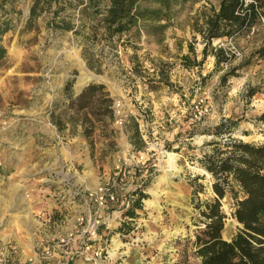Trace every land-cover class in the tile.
<instances>
[{"label":"rangeland","instance_id":"374dc122","mask_svg":"<svg viewBox=\"0 0 264 264\" xmlns=\"http://www.w3.org/2000/svg\"><path fill=\"white\" fill-rule=\"evenodd\" d=\"M219 2H177L167 21L110 36L87 0H0V264H200L195 204L213 194L198 159L213 140L264 145V23L214 40L229 58L216 70L211 56L182 64L189 44L201 60L194 21ZM90 85L103 87L80 110ZM223 119L238 122L230 136L206 133ZM134 125L141 149L128 139ZM109 193L116 201L99 206ZM221 209L230 240L240 228L231 200Z\"/></svg>","mask_w":264,"mask_h":264},{"label":"trees","instance_id":"16d2710c","mask_svg":"<svg viewBox=\"0 0 264 264\" xmlns=\"http://www.w3.org/2000/svg\"><path fill=\"white\" fill-rule=\"evenodd\" d=\"M140 0H87L84 8L91 7L98 20V25L110 36H121L129 33L139 22L159 23L167 21V13L177 2L189 0H144L159 6V9L143 10L139 8ZM89 2V3H88ZM165 14V15H164ZM31 15L36 16L34 8ZM264 19V0H220L218 6L203 7L195 18L194 29L202 41L201 60L196 59L192 45H188V54L181 56L182 64L187 69L199 68L208 56L214 59L215 70L229 58L223 48L212 47L214 40L222 38L237 39L249 37L252 30L258 28ZM166 25H162L165 29ZM160 29V28H159ZM7 31V23L0 21V38ZM5 50L0 47V60ZM264 55V54H262ZM133 69L136 71V67ZM234 69L225 72L221 82H225ZM156 74V73H155ZM164 79V80H163ZM165 81L166 78H163ZM166 83V81H165ZM103 86L90 85L76 98L83 110L89 98ZM250 91L249 97L254 95ZM264 123V113L257 119ZM237 121L223 119L219 124L206 132L214 138H221L236 130ZM131 145L137 149L143 147L137 125L129 134ZM212 152L203 154L198 162L212 179L213 197L204 202H197L203 225L194 241L196 255L200 264H264V145L243 143L240 140L228 139L224 142L213 140L208 144ZM135 201L128 202L125 217L135 218V209L141 205L144 197L139 190ZM231 200V217L240 228L230 240L221 237L226 214L221 209L222 201ZM125 222L119 228L124 230Z\"/></svg>","mask_w":264,"mask_h":264},{"label":"built area","instance_id":"2783aa9c","mask_svg":"<svg viewBox=\"0 0 264 264\" xmlns=\"http://www.w3.org/2000/svg\"><path fill=\"white\" fill-rule=\"evenodd\" d=\"M102 199H103L102 197L98 198L97 202H98L99 206H104V203L107 204V202H115L116 201L114 194H111V193L107 194L106 199L104 201Z\"/></svg>","mask_w":264,"mask_h":264},{"label":"bare ground","instance_id":"6f19581e","mask_svg":"<svg viewBox=\"0 0 264 264\" xmlns=\"http://www.w3.org/2000/svg\"><path fill=\"white\" fill-rule=\"evenodd\" d=\"M171 156H172V155H171ZM171 156H170V157H171ZM156 181H157V180H156ZM119 243H120V242H119Z\"/></svg>","mask_w":264,"mask_h":264}]
</instances>
